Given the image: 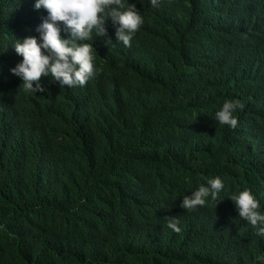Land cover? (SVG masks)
<instances>
[{"label": "trees", "instance_id": "16d2710c", "mask_svg": "<svg viewBox=\"0 0 264 264\" xmlns=\"http://www.w3.org/2000/svg\"><path fill=\"white\" fill-rule=\"evenodd\" d=\"M138 5L133 49L96 57L99 75L57 91L25 132L0 113V264H264V238L226 235L218 214L192 229L178 207L214 175L264 197V7ZM234 96L231 129L215 114Z\"/></svg>", "mask_w": 264, "mask_h": 264}, {"label": "clouds", "instance_id": "9594fccd", "mask_svg": "<svg viewBox=\"0 0 264 264\" xmlns=\"http://www.w3.org/2000/svg\"><path fill=\"white\" fill-rule=\"evenodd\" d=\"M258 2L264 7V0ZM151 3L157 6V0ZM142 24L138 0H0V113L18 119L19 131L25 132L45 116L57 91L84 86L99 75L96 57L113 59L144 37ZM249 30L244 25L238 36ZM244 107L234 96L218 104L215 120L236 129L234 113ZM182 197L178 207L186 226L193 229L218 214L226 235L240 236L243 226L264 238V197L256 199L248 189L230 194L217 175L202 179ZM164 219L168 228L181 231L176 216Z\"/></svg>", "mask_w": 264, "mask_h": 264}]
</instances>
